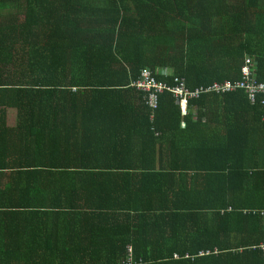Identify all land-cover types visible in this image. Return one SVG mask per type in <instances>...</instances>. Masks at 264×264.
I'll return each mask as SVG.
<instances>
[{
    "label": "trees",
    "instance_id": "obj_1",
    "mask_svg": "<svg viewBox=\"0 0 264 264\" xmlns=\"http://www.w3.org/2000/svg\"><path fill=\"white\" fill-rule=\"evenodd\" d=\"M247 57L264 82V0H0V264H264V106L153 113L131 86L236 82Z\"/></svg>",
    "mask_w": 264,
    "mask_h": 264
},
{
    "label": "built area",
    "instance_id": "obj_2",
    "mask_svg": "<svg viewBox=\"0 0 264 264\" xmlns=\"http://www.w3.org/2000/svg\"><path fill=\"white\" fill-rule=\"evenodd\" d=\"M131 86L146 94L147 105L153 113L159 107V97L163 92H168L173 96L181 107L182 115L186 114L189 101L200 99L210 93L229 94L243 91L251 104L261 103L264 105V82L258 80L257 64L250 57L246 58L241 69V79L236 82L225 81L223 84L215 83L210 87L190 89L184 79L175 77L172 85H168L165 82L156 80L150 72L146 71L142 74L141 79ZM151 119H154V115L151 116ZM122 264H135L131 248H128L127 257Z\"/></svg>",
    "mask_w": 264,
    "mask_h": 264
},
{
    "label": "crops",
    "instance_id": "obj_3",
    "mask_svg": "<svg viewBox=\"0 0 264 264\" xmlns=\"http://www.w3.org/2000/svg\"><path fill=\"white\" fill-rule=\"evenodd\" d=\"M10 109H12V108H10ZM202 122H203V127H202V129H199L201 138L193 137L195 140H196V138H197V140L198 139H203V140L210 141V143H212V142L215 141L214 139L221 138V131H223V128L229 127L228 125L221 123L222 121L214 122V121L211 120V121H202ZM0 124H1L2 128L12 129V128H15L17 126L18 121H17V119L16 120L15 119L14 120L6 119L4 121H1ZM134 125L138 129H140V127H141L140 124H134ZM185 125H187V124L181 123V126H185ZM258 125H261V123H258ZM125 126H128V125H123V126H119V127H125ZM250 126H254L255 127L256 125H254V123H252V124H250ZM101 127H104V125L94 124V128H101ZM240 127H245V126H240ZM0 130H3V129H0ZM121 131H124V130H121ZM134 131L138 132L139 130H134ZM99 133H100V130H94L93 132H91V136L96 137V136L99 135ZM128 135H129V131L123 133V136H126V138H127ZM132 135H133V133H132ZM169 135H170L169 142H171V140L173 139L172 133L169 132ZM195 136H197V135H195ZM244 141L248 142L249 140L247 139V140H244ZM138 144L141 145V139L139 140ZM165 145L169 146V144L167 142H166ZM177 146L180 147V145H177ZM167 155H168V153L165 154L164 156H167ZM157 157H158V155H157ZM260 160L262 162V165L264 166V154L261 156Z\"/></svg>",
    "mask_w": 264,
    "mask_h": 264
},
{
    "label": "rangeland",
    "instance_id": "obj_4",
    "mask_svg": "<svg viewBox=\"0 0 264 264\" xmlns=\"http://www.w3.org/2000/svg\"><path fill=\"white\" fill-rule=\"evenodd\" d=\"M8 119L9 120H16V110L10 109L8 112Z\"/></svg>",
    "mask_w": 264,
    "mask_h": 264
},
{
    "label": "clouds",
    "instance_id": "obj_5",
    "mask_svg": "<svg viewBox=\"0 0 264 264\" xmlns=\"http://www.w3.org/2000/svg\"><path fill=\"white\" fill-rule=\"evenodd\" d=\"M261 104V103H260ZM262 105V104H261ZM264 106V105H263Z\"/></svg>",
    "mask_w": 264,
    "mask_h": 264
}]
</instances>
